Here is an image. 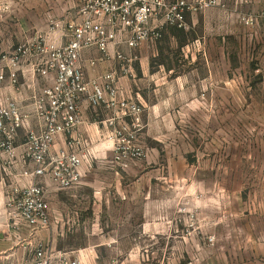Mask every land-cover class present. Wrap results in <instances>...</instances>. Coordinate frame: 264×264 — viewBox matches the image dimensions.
I'll list each match as a JSON object with an SVG mask.
<instances>
[{"label":"rangeland","instance_id":"374dc122","mask_svg":"<svg viewBox=\"0 0 264 264\" xmlns=\"http://www.w3.org/2000/svg\"><path fill=\"white\" fill-rule=\"evenodd\" d=\"M16 3L18 5L7 13L4 25L12 32L21 27L25 39H31L37 32L45 36L57 30L54 24L60 25L67 13L70 20H75L81 4L80 0H19ZM217 3L202 13L186 14L184 25L180 27L164 28L159 40L145 43L131 53L125 52L132 59L131 66L137 75L144 68L152 73L167 72L172 81L178 80L180 84L168 95L172 104L168 107L170 117L165 125L161 120L159 126L154 123L147 128L142 121L138 144L145 149V157L126 172H118L124 174L126 183L157 187L151 192V206L148 207L146 201L142 204L133 191L127 194L128 203L117 204L112 187L117 182L113 175L116 169L110 164L111 152L103 147L102 156L82 167L81 182L76 188L68 193L56 192L47 183L49 205L60 217L66 210L69 219L66 223L63 217L62 222L51 223L47 230L55 235L57 247L102 245L97 249L99 264H185L189 256L175 255L173 239L175 225L181 215H186L185 209L190 208L188 205L183 206L185 211L178 208L181 201L185 204L190 201L182 198L186 197V192L181 186L226 185V160L229 161L226 157L243 156L247 152L264 155V44L261 42L264 36H255L253 31H238L239 0H218ZM262 9L260 12L264 15ZM16 47L12 45L0 52V69L5 76L0 87L10 85L13 90L24 84V78L19 76L16 83L11 84L4 66ZM134 57L140 59V64ZM5 102L6 99L1 100L0 105ZM258 136L262 143L255 144L254 138ZM23 137L24 130H19L16 146ZM262 158L264 160V156ZM192 164L199 165L195 175ZM0 175L4 179L1 164ZM141 215L151 218L150 221L165 216L167 240L165 237L140 239L135 243L146 247L145 252L134 256L113 254L107 246L113 228L120 226L126 232L138 231L141 225L137 221ZM118 216L130 217L129 223L118 225ZM204 231L202 228L201 232ZM222 231H218L219 235ZM83 233L86 238L79 239ZM203 242L206 243V239ZM130 244L131 241H122L124 248ZM29 247L19 240L8 253L0 255V264H26L31 256ZM159 248H164L165 253L161 254Z\"/></svg>","mask_w":264,"mask_h":264},{"label":"built area","instance_id":"2783aa9c","mask_svg":"<svg viewBox=\"0 0 264 264\" xmlns=\"http://www.w3.org/2000/svg\"><path fill=\"white\" fill-rule=\"evenodd\" d=\"M9 1L0 0V14L9 12ZM80 2L75 20H70L67 13L60 25L54 24L65 27L63 43L49 45L46 37L37 32L6 58L11 84L16 83L24 62L31 63L34 72L50 81L31 96L34 128L28 127L27 116L15 101L6 100L0 105V164L6 190L7 228L14 235L25 232L29 239L35 238L30 245L29 264H80L66 253L52 252L45 241L36 238L52 222L47 183L56 191L77 187L82 167L94 159L90 141L77 133L83 123V104L104 110V117L96 121V126L111 143L110 164L116 172H126L145 157V149L138 144L144 106L125 95L117 71L87 77L81 66L83 53L94 50L98 54L87 60L90 68L114 60L125 76L132 59L121 47L133 51L159 40L164 28L184 25L186 14L202 13L218 4V0ZM4 79L0 72V86ZM19 130H24V137L16 146ZM23 177L28 178L25 183L20 182ZM213 243L212 236L206 238L207 245Z\"/></svg>","mask_w":264,"mask_h":264},{"label":"crops","instance_id":"0c3cea01","mask_svg":"<svg viewBox=\"0 0 264 264\" xmlns=\"http://www.w3.org/2000/svg\"><path fill=\"white\" fill-rule=\"evenodd\" d=\"M17 1L19 0L9 1L11 4L10 11L18 5ZM239 1L238 14L241 17V22L239 21L238 31H253L255 36H264V19L262 18L264 15L260 12L261 8L264 10V0ZM7 17L8 14H0V52L12 45L19 46L30 40L29 38L25 39L21 27L14 29L13 32L10 31L4 25ZM247 20L251 21V23H245ZM64 32L65 27H61L45 33L46 42L49 45L63 43ZM261 42L264 44L263 41ZM121 48L124 52H132L125 49V47ZM97 56L98 54L94 50L83 53L81 66L86 76L92 78L104 71H117L119 75L118 83L125 95L144 106L142 114L144 125L150 128L154 126V123H158L157 125L159 126L161 120L165 125L167 119L170 117L168 107L172 104L168 95H170L171 90L179 88L180 84H178V80L172 81L169 78L170 74L167 72L163 74L159 72L152 73L147 68H144L137 75L132 66H130L128 73L122 76L119 70L120 64L114 60L98 64L95 68H90L87 65V60ZM134 59L139 60L140 64L139 58L134 57ZM0 62L2 63L1 60ZM31 65V63L27 62L21 64L20 70L17 73V80L19 76L24 78V84L21 87H17L16 90L10 88V85L4 88L3 86L0 87V101L4 99L15 100L20 112L27 116L28 127L34 128L35 120L32 115L31 96L49 85L50 81L46 77L35 73ZM0 72H2L1 69ZM103 111V108L90 109L83 104V123L77 129L78 134L90 141L94 159L102 156L101 149L103 147H106L110 151L111 146V143L105 140L102 131L96 126V121L104 117ZM254 142L255 144L258 142L259 144L262 143L261 137H255ZM262 156L264 155L261 153L247 152L243 156H239L238 154L226 157L231 162L229 164V161L226 160V185L216 183V185L211 184L207 188L206 186L202 188L199 184L192 183L187 186H181L182 190L184 189L186 192V197L183 195L182 198H189L190 201L187 204L181 201L178 208L181 207L184 210L183 206L187 205L190 208L185 209L187 211L184 210L187 213L186 215H181L178 224L175 222L177 225H175L176 233L173 239L175 240V255L179 257L185 253L189 256V261L185 264H264V162L262 163L264 160ZM198 164H192L191 169L192 171L194 169V175L196 173L195 170L199 169ZM26 170H29V166L26 167ZM82 172L83 168L81 169ZM113 175L117 178V182L112 186L114 190L113 198L117 204L128 203L129 196L127 194L133 191L141 198L142 204L146 201L148 202L147 206H151V192L157 187L150 184L126 183L124 182V174L116 171ZM2 177L0 175V255L8 253L19 240L23 241L25 246H30L35 240V238L29 239L26 237L25 232L20 233V235H14L7 228L6 211L4 208L6 190L3 186ZM27 180V177H23L20 182L25 183ZM68 191L56 192L68 193ZM158 199H161L160 196ZM49 207L52 216L51 223L62 222L63 217L66 219V223L67 221L69 222V219L66 217V210H63L64 215L60 217L52 209L51 205ZM150 220L151 218L141 215L137 221V224L141 226L135 232H126L120 226L113 228L108 238L109 243L107 244L111 252L115 255L134 256L141 251L145 252L146 247H139L135 243L140 239L152 240L158 238L162 240L165 237V240H167L164 234L165 223L167 222L166 217L158 216L153 221ZM129 221L130 217L118 216L116 218L118 225L120 223H129ZM189 223L192 225L189 226ZM69 226H67L66 231H68ZM202 228L205 229L204 233L201 232ZM219 230H223L220 235L218 233ZM60 236L63 235L60 234ZM85 236L86 233H83L78 238L84 239L86 238ZM207 236L214 238L212 246L203 242ZM36 239L45 241L52 252L66 253L72 258L78 259L80 264H99L97 262V249L102 247V245L68 244L57 247L55 235L52 232L49 233V231L40 233ZM124 240L131 241L129 247L124 248L122 246V241ZM223 240L226 243H219V241ZM198 241H202V243L199 244ZM186 242H190L191 244ZM28 250H30V247ZM158 250H160L161 254L165 253L164 248H159ZM30 260L26 264H29Z\"/></svg>","mask_w":264,"mask_h":264}]
</instances>
